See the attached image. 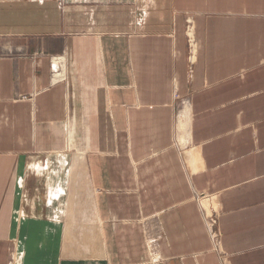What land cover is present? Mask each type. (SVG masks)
Instances as JSON below:
<instances>
[{
	"label": "crops",
	"instance_id": "obj_1",
	"mask_svg": "<svg viewBox=\"0 0 264 264\" xmlns=\"http://www.w3.org/2000/svg\"><path fill=\"white\" fill-rule=\"evenodd\" d=\"M0 264H264V0H0Z\"/></svg>",
	"mask_w": 264,
	"mask_h": 264
},
{
	"label": "bare ground",
	"instance_id": "obj_2",
	"mask_svg": "<svg viewBox=\"0 0 264 264\" xmlns=\"http://www.w3.org/2000/svg\"><path fill=\"white\" fill-rule=\"evenodd\" d=\"M78 155L80 156V154ZM70 159L71 155L68 152L55 153L45 157L43 159V162L40 163V165L38 164L39 167L37 169L34 168V170L38 172L40 177H43V174L47 177H51L52 187L55 189L56 195L58 191H61L62 193L65 192L66 187L69 186L68 180L73 176L74 171L73 167L70 166ZM55 197L56 198L54 199L55 205L52 218L61 222L64 220V217L68 216V220L70 221V223L66 230L65 236L69 240L70 245L72 247L73 245L78 246V248H82L86 253L91 254L92 247L86 243H83V241L87 232L89 234L88 236L94 237V226L96 223L98 224L95 212L93 213L90 211L89 214L87 212H84L82 214L83 219L79 221L76 215V211L73 209V206L72 209L68 208L67 199H60V195L59 197ZM85 229L86 232L84 231Z\"/></svg>",
	"mask_w": 264,
	"mask_h": 264
},
{
	"label": "built area",
	"instance_id": "obj_3",
	"mask_svg": "<svg viewBox=\"0 0 264 264\" xmlns=\"http://www.w3.org/2000/svg\"><path fill=\"white\" fill-rule=\"evenodd\" d=\"M217 225V222L213 219V220H210V223H209V232L211 234V237L213 239V241H218L219 239V235L217 233V230L215 229Z\"/></svg>",
	"mask_w": 264,
	"mask_h": 264
},
{
	"label": "rangeland",
	"instance_id": "obj_4",
	"mask_svg": "<svg viewBox=\"0 0 264 264\" xmlns=\"http://www.w3.org/2000/svg\"><path fill=\"white\" fill-rule=\"evenodd\" d=\"M62 1V0H61ZM60 5H61V7L63 6V2H60ZM76 211V215H77V217H78V219H79V221L82 219V212L80 211V210H75ZM68 219V218H67ZM80 223V222H79ZM89 245H91V244H89ZM73 247L74 248H76L77 250L79 249L78 248V246H74L73 245Z\"/></svg>",
	"mask_w": 264,
	"mask_h": 264
}]
</instances>
